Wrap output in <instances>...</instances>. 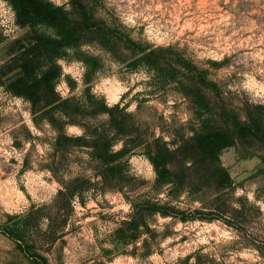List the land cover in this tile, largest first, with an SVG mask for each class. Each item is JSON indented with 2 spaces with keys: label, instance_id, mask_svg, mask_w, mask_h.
<instances>
[{
  "label": "trees",
  "instance_id": "1",
  "mask_svg": "<svg viewBox=\"0 0 264 264\" xmlns=\"http://www.w3.org/2000/svg\"><path fill=\"white\" fill-rule=\"evenodd\" d=\"M4 1L14 10L16 23L29 26L32 36L29 48L20 52L19 71L7 84L1 80L2 83L9 92L31 104L38 128L46 123L54 132L50 142L54 162L58 157L65 159L74 149H85L89 157L85 169L91 171L90 175L65 180L58 165H47L61 184L55 203L41 208L33 204L24 218L2 225L26 254L31 253L25 248L29 244L27 237L35 229L29 222L31 215L49 219L46 232L52 244L67 229L66 224L57 228L56 214L73 212V199L79 195L83 202L85 192L97 184L120 190L133 208L111 233L107 252L120 251L148 259L177 233L175 226L179 222L201 220L222 222L235 234L227 244L250 248L264 259V212L247 197L235 196V181L221 159L224 149L241 146L264 160V103L247 100L236 106L226 100L225 91L209 76L208 69L175 45L156 46L134 36L105 0H68L61 5L52 0ZM3 40L0 33V43ZM86 45L96 46L101 54L82 50ZM69 49L88 71L82 95L63 98L55 90L62 75L57 60L66 57ZM102 55L127 63L131 69L146 67L164 87L171 86L186 98L193 116L173 132H166L149 121H141L136 113L127 111L128 105L121 107V102L108 108L105 96L97 99L90 86L101 67ZM105 114L106 121L98 122ZM73 125L83 128L84 136L66 135L67 127ZM119 142L121 146L117 148ZM138 151L150 160L156 177L150 190L132 197L125 188L132 187L136 180L129 172V161ZM94 177L98 179L93 184ZM209 194L212 200L204 206H182L184 195ZM156 213L167 221L160 223ZM223 246L217 244V248ZM205 248L200 246L180 261L186 263L195 257L196 264H219L216 250L204 252ZM33 255L41 260L39 264H49L43 254Z\"/></svg>",
  "mask_w": 264,
  "mask_h": 264
},
{
  "label": "rangeland",
  "instance_id": "2",
  "mask_svg": "<svg viewBox=\"0 0 264 264\" xmlns=\"http://www.w3.org/2000/svg\"><path fill=\"white\" fill-rule=\"evenodd\" d=\"M67 1L61 0L59 5ZM3 3L4 7L0 9V33L4 36L0 43V148L5 152L15 149L16 153L10 161L0 154V181H6L11 176L19 179L29 170L37 173L49 171L46 168L49 164L58 165L63 171L60 172L62 177L66 172L74 177L90 175L91 171L85 169L89 160L82 158L87 155L85 149H74L65 159L58 157L56 162L50 157L52 152L41 150L44 144L50 145L54 132L46 123H41L42 127L38 128L33 120L31 104L7 90L9 78L19 71L20 52L29 48L32 34L29 26L21 27L16 23L14 10L6 1L3 0ZM105 3L132 29L134 36L156 46L175 45L201 67L208 69L209 76L218 81L225 91L226 100L236 106L247 100L261 102V95H264V0H105ZM86 46L85 51L101 54L96 46ZM60 60L64 61V66L57 85L63 79L69 89L68 97L81 96L86 86L85 74L79 91L74 77L80 72V63L83 62L75 57L73 51ZM140 72H147L152 79L133 83V74ZM141 84L145 85V90L137 92L136 88ZM90 86L99 89L104 96L105 93L119 95L120 87L127 86L129 90L120 97V102L128 107L136 104L134 113L138 118L153 123L158 130L161 127L166 132H173L177 125L193 116L186 98L171 86L164 87L146 67L131 69L127 63L114 61L108 55H102L101 67ZM25 112L30 113L29 119L23 115ZM29 120L40 135H34L29 130ZM105 121L102 117L98 122ZM9 138L12 141L10 145L5 143ZM120 146L121 143H117L116 147ZM145 159L151 163L140 151L130 157L129 172L136 180L125 191L132 197L150 190L155 180L136 176L137 171L144 169ZM221 159L228 167L236 189L244 191L243 196L252 193L256 200H264V160L259 155L248 153L241 146H231L222 151ZM30 179L34 181L33 189L42 195L39 180L36 177ZM44 179L49 180L48 177ZM97 179L92 178L93 184ZM52 180L60 184L53 174L49 183ZM130 188L136 190L131 191ZM20 190L27 195L23 185ZM0 196L6 204L17 199L7 185L3 186ZM28 199L31 201L30 196ZM181 200L183 207L194 208L210 203L212 196L184 195ZM126 203L129 202L120 190L95 184L85 192L84 201L79 200V208L56 214L57 228L61 229L66 224L67 229L63 237L52 244L49 233L40 228L42 216L31 215L29 222L35 229L27 237L29 244L25 243V248L31 252L29 255L2 228L4 224L18 222L25 214L11 216L0 205V264H39L41 260L33 257L35 252L47 257L49 264H65V261L68 264H113L115 260L121 264H188L180 261L184 257L173 259V254L183 252L189 255L202 245H206L204 252L216 250L214 253L219 264H264V259L254 250L227 244L235 234L220 221L179 222L175 226L177 233L162 244L161 251L148 259L120 251L107 252L106 249L111 248V233L129 214L123 211ZM166 221L160 219L159 222ZM139 240L138 245H141V238ZM218 243L224 246L217 248ZM64 249H69L72 255L64 256Z\"/></svg>",
  "mask_w": 264,
  "mask_h": 264
},
{
  "label": "clouds",
  "instance_id": "3",
  "mask_svg": "<svg viewBox=\"0 0 264 264\" xmlns=\"http://www.w3.org/2000/svg\"><path fill=\"white\" fill-rule=\"evenodd\" d=\"M54 3L59 5L61 3V0H54ZM4 3L3 0H0V9H3ZM7 35V33H5ZM87 46H84L82 50H86ZM71 52V49L68 50ZM57 63L63 68L64 66V61L63 60H57ZM88 71V68L86 65L83 63H80V72L76 74L74 79L76 80V83L78 85L77 90L79 91V86L82 85L83 83V75ZM135 80H133V83H136L137 81H143V82H148L152 79V77L147 73V72H140V73H134ZM107 82V81H106ZM56 92H58L63 98H68L69 96V89L67 84L61 80V83L57 85L56 87ZM129 89L127 86H122L119 89V95H112V94H107L105 93V104L108 108H113L117 103H120V97L127 92ZM145 90V85L141 84L140 87L136 88L137 92H143ZM92 94L99 99L101 92L99 89L93 87L92 88ZM261 95V94H258ZM261 102L264 103V95H261ZM19 104L20 101H17ZM123 107V104L121 105ZM136 110V104H132L131 106L128 107L127 111L128 112H135ZM26 119L30 118V113H23ZM104 118H108L107 114H105ZM29 130L34 134V135H40L36 131V128L34 125L30 123L29 120ZM85 134V130L79 126H68L66 129V135L69 137H82ZM7 144H11L12 141L9 138L7 141H5ZM41 150L45 153H51L54 149L51 147L49 144H44L41 148ZM116 149H114L115 151ZM15 153L16 150L12 149L11 151L5 152L3 148H0V154L4 155V158L8 161L11 159L15 158ZM84 160H88L89 157L85 154L82 157ZM144 163V169H141L136 172L137 178H141L144 180H149L153 181L156 177V173L154 172V166L145 159L143 161ZM31 177H36V179L39 180V190L42 191V195H38L37 191L33 189L32 185L34 183L33 180H31ZM44 177H48L49 180L52 178V173L49 171H44V172H33L31 170L26 171L23 176H20L19 179H17L16 176H11L9 177L6 181H0V191L3 190V186L7 185L10 186L11 192L15 194L17 199L10 204L4 203V198L0 196V205H3V210L7 212L11 216H17V215H24L28 212L29 208L31 207V204H35L37 208H41L43 206H52L57 197L58 194L61 190V185L55 180H52L51 183H49V180L44 179ZM63 178L65 180H72L75 177L69 173H64ZM23 185L25 189H27V195H25V192L20 190V186ZM86 195H90L86 193ZM245 195L244 191L240 188L236 189L235 196L240 197ZM31 197V201H29L28 197ZM247 199L250 203L254 202L257 204L262 212H264V200H256L255 196L252 193L247 194ZM79 195H77L73 201H72V206L74 208H79ZM236 207H239V205H236ZM123 211L125 213H130L133 211L132 205L130 203H126L123 207ZM156 217L158 220H160V214L156 213ZM50 221L49 219L45 217H41V222H40V228L42 231H47L48 225ZM101 239H103V236H101ZM206 241H201V243H205ZM63 255L64 256H69L72 255L69 251V249H64L63 250ZM187 253L183 252H176L173 254V259L177 257H185ZM73 259H75V256H73ZM65 264H68L67 261H65ZM113 264H121L119 260L113 261ZM134 264V262H132ZM188 264H196V259L195 257L191 258L188 260Z\"/></svg>",
  "mask_w": 264,
  "mask_h": 264
}]
</instances>
